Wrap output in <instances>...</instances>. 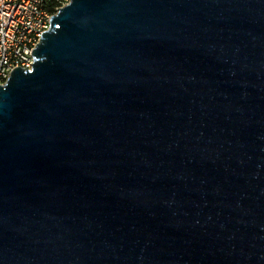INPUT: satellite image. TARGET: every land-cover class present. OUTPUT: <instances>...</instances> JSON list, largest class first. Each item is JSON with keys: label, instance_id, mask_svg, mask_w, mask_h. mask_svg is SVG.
Instances as JSON below:
<instances>
[{"label": "water", "instance_id": "water-1", "mask_svg": "<svg viewBox=\"0 0 264 264\" xmlns=\"http://www.w3.org/2000/svg\"><path fill=\"white\" fill-rule=\"evenodd\" d=\"M30 54L0 264H264V0H68Z\"/></svg>", "mask_w": 264, "mask_h": 264}, {"label": "built area", "instance_id": "built-area-1", "mask_svg": "<svg viewBox=\"0 0 264 264\" xmlns=\"http://www.w3.org/2000/svg\"><path fill=\"white\" fill-rule=\"evenodd\" d=\"M68 0H0V85L14 67L29 68L40 24ZM57 8V9H56Z\"/></svg>", "mask_w": 264, "mask_h": 264}, {"label": "bare ground", "instance_id": "bare-ground-1", "mask_svg": "<svg viewBox=\"0 0 264 264\" xmlns=\"http://www.w3.org/2000/svg\"><path fill=\"white\" fill-rule=\"evenodd\" d=\"M48 27V20H42V24H40V31L46 30Z\"/></svg>", "mask_w": 264, "mask_h": 264}]
</instances>
